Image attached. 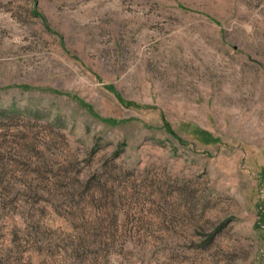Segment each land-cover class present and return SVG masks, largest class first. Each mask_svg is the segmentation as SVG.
<instances>
[{
    "label": "rangeland",
    "instance_id": "rangeland-1",
    "mask_svg": "<svg viewBox=\"0 0 264 264\" xmlns=\"http://www.w3.org/2000/svg\"><path fill=\"white\" fill-rule=\"evenodd\" d=\"M0 264H264V0H0Z\"/></svg>",
    "mask_w": 264,
    "mask_h": 264
},
{
    "label": "trees",
    "instance_id": "trees-1",
    "mask_svg": "<svg viewBox=\"0 0 264 264\" xmlns=\"http://www.w3.org/2000/svg\"><path fill=\"white\" fill-rule=\"evenodd\" d=\"M207 136L210 138V140L214 141V139L212 138L210 134H207Z\"/></svg>",
    "mask_w": 264,
    "mask_h": 264
}]
</instances>
